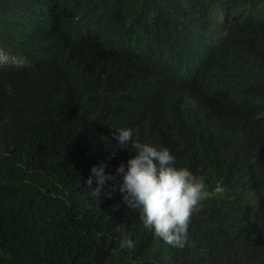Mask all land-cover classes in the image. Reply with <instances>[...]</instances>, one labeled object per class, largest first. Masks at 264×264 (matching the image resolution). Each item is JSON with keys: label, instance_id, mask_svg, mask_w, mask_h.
<instances>
[{"label": "trees", "instance_id": "1", "mask_svg": "<svg viewBox=\"0 0 264 264\" xmlns=\"http://www.w3.org/2000/svg\"><path fill=\"white\" fill-rule=\"evenodd\" d=\"M74 1L52 0L37 47L16 48L4 21L17 0H0V49L23 63H0V264H264L261 10L239 3L228 43L199 71L107 87L91 56L104 46L100 35L120 26L95 10L79 16L84 4ZM119 128L167 148L203 181L207 196L183 248L146 229L119 191L87 197L92 166L115 174L136 154L131 144L114 148ZM124 235L133 249L119 247Z\"/></svg>", "mask_w": 264, "mask_h": 264}, {"label": "clouds", "instance_id": "2", "mask_svg": "<svg viewBox=\"0 0 264 264\" xmlns=\"http://www.w3.org/2000/svg\"><path fill=\"white\" fill-rule=\"evenodd\" d=\"M239 3H254L261 10L263 15L255 28L262 31L264 0H149L146 4L131 0L74 1L75 7L84 4L79 16L82 9L95 10L112 15L120 26L100 35L104 46L91 56L95 71L106 78L102 84L107 87L124 86L128 78L138 79L149 73H157L164 81L191 75L188 68L199 71L210 50L222 40L228 43ZM52 16V0H17L4 21V32L16 48L37 47ZM93 16L91 13L88 19ZM148 48L156 51L148 56ZM7 54L0 49V63L23 64ZM114 135V148L131 144L136 154L121 162L115 174L106 173L104 164L92 166L86 181L87 197L98 203L119 191L123 202L139 211L146 229L165 244L183 248L190 219L207 196L203 181L188 168L176 167L175 157L167 148L134 140L133 129L119 128ZM111 156H115V150ZM119 247L131 250L134 242L124 235Z\"/></svg>", "mask_w": 264, "mask_h": 264}, {"label": "rangeland", "instance_id": "3", "mask_svg": "<svg viewBox=\"0 0 264 264\" xmlns=\"http://www.w3.org/2000/svg\"><path fill=\"white\" fill-rule=\"evenodd\" d=\"M4 58H1V60H3Z\"/></svg>", "mask_w": 264, "mask_h": 264}]
</instances>
